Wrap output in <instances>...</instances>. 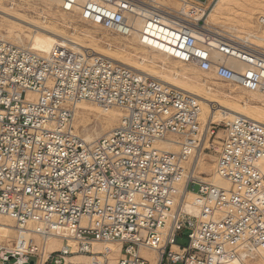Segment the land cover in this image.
<instances>
[{
	"label": "built area",
	"instance_id": "1",
	"mask_svg": "<svg viewBox=\"0 0 264 264\" xmlns=\"http://www.w3.org/2000/svg\"><path fill=\"white\" fill-rule=\"evenodd\" d=\"M55 1L64 14L264 99V49L208 25L213 0H183L179 9ZM80 102L120 112L117 126L87 143L74 129ZM208 154L224 188L192 169ZM187 193L196 215L183 210ZM3 218L17 238L0 242V264H78L68 261L74 255L108 264L110 251L96 244L119 246L115 264H150L141 250L155 252L157 264L246 261L264 249V127L243 117L202 122L195 97L91 52L64 64L0 39ZM28 226L37 239L24 237ZM49 237L61 248L48 251Z\"/></svg>",
	"mask_w": 264,
	"mask_h": 264
},
{
	"label": "bare ground",
	"instance_id": "2",
	"mask_svg": "<svg viewBox=\"0 0 264 264\" xmlns=\"http://www.w3.org/2000/svg\"><path fill=\"white\" fill-rule=\"evenodd\" d=\"M16 1L17 0H0V18L5 19V23L12 26V28L16 27L17 29V27H23L28 31H31L30 35H24L29 40V47L27 48L39 55L64 64H69L73 55L82 52V49L86 51L90 50L93 57L100 56L110 59L130 68L133 71L146 75L159 81L160 83L176 88L195 97L200 102V120L203 122H216L219 120L230 121L237 117H243L264 127V108L254 103V100L259 97L257 94L242 91L237 87H227L226 92L219 95L211 87L213 80L207 74L201 73L197 69L187 67L180 63L170 66L167 61L171 59L156 51L145 50L140 46H137L134 42L123 40L126 43L135 44L137 49H139V52L143 54L138 56L136 58L137 60L122 54L124 53L123 49L119 50L120 52L112 51L110 49H102L100 44L106 39L107 31L101 29L100 27L89 25L78 15L62 13L59 9L58 2L55 0H20L22 1L20 4H16ZM158 1L168 7L179 9L181 8L180 3L183 0ZM210 4L211 6L206 19L208 25L213 26V23L220 22L223 28L228 29L227 31H233L235 34L236 32L242 31L245 33L244 36L251 37L259 42V44L264 43V30L263 32L257 31L256 29H259V27L257 26V28H255L254 26L256 22L260 26L264 24V0H213ZM35 7L38 9L37 17H39L36 21L31 20L27 14ZM56 10L61 12L63 15L79 19L87 26V28L91 29L82 30L84 31V38L86 37L88 44H85L83 40H78L75 37L59 32L66 31V28H73L72 20L64 22L66 27L65 29H59L54 26V24H47L46 21L44 22V15L49 14L51 17H56ZM257 15H259V17H257L255 22L254 19ZM260 22L262 24H260ZM73 29L75 30L76 28ZM8 31L10 32V30ZM19 32L21 33V30H19ZM13 41L19 44L22 43L23 40L20 35L14 34ZM122 47L124 48V44ZM190 69H193L195 74H200L201 77H192L189 72ZM239 92H244L246 94L240 95ZM234 94H236V96H232ZM87 103L88 102L77 103L75 107V116L77 114H84L85 112H94L98 116L103 117V122L100 125L101 127L99 132H96V130L90 132L86 122H81L79 124L80 128L84 132V140L87 143H91L96 140V137L99 139L98 136L109 133L117 126L120 118V112L116 110H102L96 105L95 107L97 108L90 109L88 108ZM158 145L162 149H172V151H177L176 145L172 146L164 142ZM204 157L206 156L197 155L192 162V169L196 167L200 175H205L204 173L208 174L205 178L202 177V181L207 180L217 187L224 188L225 183L213 175L214 164L206 161ZM193 197L194 195L192 193H187L186 203L183 210L187 214L196 215V211L193 207ZM22 234L26 239H37L29 226L24 232L22 231ZM8 238L12 239L7 242H11L17 238V231L15 230L11 220L3 218L0 220V242H5ZM70 245H72V243H70ZM61 246L62 242L60 239L54 237L48 238V251H56L60 249ZM95 250H109L108 264H115L114 257L119 253V246H115V244H96ZM141 254L150 262V264H157L158 256L155 252L141 250ZM258 255L264 264V249L258 250ZM243 258L244 255L229 257L222 261H217L214 264H245ZM68 261L78 264H90V259L84 255H74L70 257Z\"/></svg>",
	"mask_w": 264,
	"mask_h": 264
},
{
	"label": "rangeland",
	"instance_id": "3",
	"mask_svg": "<svg viewBox=\"0 0 264 264\" xmlns=\"http://www.w3.org/2000/svg\"><path fill=\"white\" fill-rule=\"evenodd\" d=\"M22 1L20 0H17L16 1V4H20ZM181 7V5H180ZM36 8V7H35ZM33 9V10H30L27 14H28V17L31 18V20H38L39 17H37V8L36 9ZM61 14V15H60ZM56 17H51L49 16V14H46L44 15V22L46 21L47 24H54V26H56L57 28L59 29H65V25H64V22L67 21V20H72L73 22V28H76L75 30L73 28L71 29H65L66 31H59L61 33H65L66 35L68 36H71V37H75L77 38L78 40H83V42L85 44H88L87 42V39L86 37L84 38V29H90V28H87V26L81 22L79 19L75 18V17H71V16H68V15H63L61 12H59L58 10H56V13H55ZM260 15V14H259ZM259 15H257L255 17V22L257 20V17H259ZM262 15V14H261ZM61 16V17H60ZM33 18V19H32ZM72 18V19H71ZM13 20V19H12ZM15 21V20H14ZM6 20L5 19H2L0 18V39L2 40H5L13 45H17V46H24V47H29V40L27 37H25L24 35L28 36L31 34V31H28L26 28H23V27H13L10 26V25H7L6 23ZM81 24V25H80ZM213 26L220 29L221 31H226V32H231L230 30L227 31L228 29L226 28H223L220 24V22H216V23H213ZM255 28H257V26L259 27V29H256L257 31H262L264 30V24H262L261 26L257 24H254ZM19 28V29H18ZM222 28V29H221ZM10 30V32L8 31ZM19 30H21V33L19 32ZM91 30V29H90ZM86 32V31H85ZM97 32V31H96ZM232 33H235L232 31ZM10 34V35H9ZM14 34H18L20 35L21 39L23 40L22 43H16L13 41V37H14ZM236 34H240V35H245L244 32H236ZM83 36V37H82ZM79 37V38H78ZM81 37V38H80ZM112 37V38H111ZM254 40V39H253ZM255 44H257L258 46H260L262 49H264V43H260L257 42L256 40H254ZM112 42V43H111ZM121 43V44H120ZM108 44V45H106ZM124 44V48L122 47V45ZM110 45V46H109ZM100 47L102 49H110L112 51H118L120 52L119 50H124V55L128 56L129 58H133L135 60H137L136 58L140 55H143L142 53L139 52V49H137L136 45L135 44H129V43H126L124 42L122 39L110 34V33H107L106 32V39L104 40L103 43L100 44ZM133 47V48H132ZM117 48V49H116ZM76 49V48H74ZM80 49V48H78ZM82 51H86L84 49H82ZM88 52H91L90 50H87ZM169 62L170 66L173 65V64H179V63H176L174 61H167ZM190 74L192 77H201L200 74H195L193 69H190ZM212 85L211 87L213 88V90H215L219 95H222L226 92L227 90V87L224 86L223 84H220L216 81H212ZM240 95H245L246 93L244 92H239ZM232 96H236V94L232 95ZM238 96V95H237ZM254 103L262 108H264V100L261 99L260 97H257L256 100H254ZM87 106L88 108H97L95 107V105L93 104H89L87 103ZM88 116V117H87ZM102 116H98L97 114H95L94 112H85L84 114H77L75 116V119H74V129L76 130V132L84 139V132L83 130L80 128V123L81 122H86V124L88 125V129L90 130V132H93L96 130V132H99L100 130V125L102 124ZM202 121V120H201ZM225 120H219V121H216V122H223ZM203 122V121H202ZM95 128V129H94ZM102 135V134H101ZM103 136V135H102ZM102 136H98V138L102 137ZM96 140H97V137H96ZM204 159L206 161H208L209 163L213 164L214 163V157L212 154H208V156L204 157ZM205 175H203L202 177H206L208 174L207 173H204ZM207 181V180H206ZM207 182H210V181H207ZM196 190V188H195ZM13 226H14V223H13ZM187 230H182L179 232V235L177 236L176 238V244L181 246V247H184L187 245ZM12 238H8L5 240V242L11 240ZM116 246V244H115ZM118 246V245H117ZM118 255H116L114 257V260L116 261ZM245 264H263V262L261 261L259 255H254V257H252L251 259H247L245 261Z\"/></svg>",
	"mask_w": 264,
	"mask_h": 264
}]
</instances>
